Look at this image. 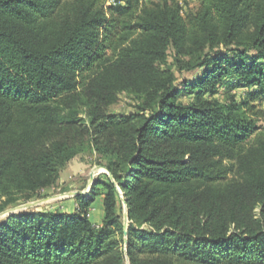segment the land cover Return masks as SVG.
Returning <instances> with one entry per match:
<instances>
[{
    "label": "trees",
    "instance_id": "obj_1",
    "mask_svg": "<svg viewBox=\"0 0 264 264\" xmlns=\"http://www.w3.org/2000/svg\"><path fill=\"white\" fill-rule=\"evenodd\" d=\"M189 1L0 0V212L87 148L116 182L1 219L0 264H264V0ZM123 92L137 112L110 113Z\"/></svg>",
    "mask_w": 264,
    "mask_h": 264
},
{
    "label": "rangeland",
    "instance_id": "obj_2",
    "mask_svg": "<svg viewBox=\"0 0 264 264\" xmlns=\"http://www.w3.org/2000/svg\"><path fill=\"white\" fill-rule=\"evenodd\" d=\"M141 1L150 3V2H158L160 0H141ZM125 3L126 0H105L106 7L114 6L117 4L124 5ZM198 6L199 3L197 0L189 1L188 4H183V15L187 16L191 11L197 9ZM261 62L264 63V59L261 60ZM174 69L179 79H181L183 75L178 71L176 67ZM201 73L202 70H198L197 72L185 73L184 76L192 77L194 76V74L195 76L196 75L198 76L201 75ZM229 80H230L229 82H232L234 84L233 88L230 91V94L235 95L237 101L239 102H241L243 99L251 100L250 94L252 92L257 91L256 86L247 87L246 85H244V83L236 82L234 78L232 79L229 78ZM225 90L226 87L221 88L220 93L224 92ZM217 96L223 97L222 94H219ZM139 103L140 101L136 99L132 94L123 92L119 95L118 101L110 107L109 112L116 115H129L137 112V106ZM252 103L256 104L257 109L261 110L264 113V95H261L259 98L253 99ZM261 115H262V119L259 121V124L263 125L264 114ZM79 118L85 120L86 119L85 113L83 112L79 116ZM99 157L100 156L93 148H87L84 152L80 153L75 159H73L63 170H61L60 178L57 185L41 190L37 195L33 196L28 200H20L17 203L10 205L6 210H9L14 207L24 206L29 203L38 202L36 205L32 207L22 208L17 212H21V211H45V212L50 211V212H62V213L74 212L78 207V201L76 197L81 194L73 195V193L79 191H86L89 194L97 179L107 180V176H109V173H111L107 167L99 163ZM92 173H94V183L92 186H90V179ZM118 190L121 197V201L118 204V209H119V214H121L124 222L125 214L127 210L129 213V209L127 203L125 202L124 194L119 186H118ZM100 191L101 192L98 195H96V198L100 196H102V198L104 197V192H105L104 189H100ZM87 195H81V196H87ZM96 198L94 202L96 201ZM94 202L92 203L88 212L91 221L92 219H94L92 216L95 207ZM73 208L75 209L71 211V209ZM103 209H104V202H103ZM6 210L0 212V220L9 215V214L3 215V213L6 212ZM104 216H105V210H104ZM102 223L100 225H102ZM126 238H127V234H126ZM126 264H131L128 257L126 258Z\"/></svg>",
    "mask_w": 264,
    "mask_h": 264
},
{
    "label": "water",
    "instance_id": "obj_3",
    "mask_svg": "<svg viewBox=\"0 0 264 264\" xmlns=\"http://www.w3.org/2000/svg\"><path fill=\"white\" fill-rule=\"evenodd\" d=\"M109 176L110 178L115 182V179H114V176L113 174L109 173ZM94 183V173L91 174V179H90V186H92ZM116 183V182H115ZM77 194H81V195H87L88 193L86 191H79V192H74L73 195H77ZM38 202L36 203H29V204H26L24 206H19V207H14V208H11L9 210H6V212L3 213L4 214H11V213H15L17 212L18 210H21L22 208H28V207H32L34 205H36ZM129 223V215H128V210L125 214V217H124V227H125V233L127 234V229H128V224Z\"/></svg>",
    "mask_w": 264,
    "mask_h": 264
},
{
    "label": "crops",
    "instance_id": "obj_4",
    "mask_svg": "<svg viewBox=\"0 0 264 264\" xmlns=\"http://www.w3.org/2000/svg\"><path fill=\"white\" fill-rule=\"evenodd\" d=\"M103 198L102 196L96 198V201L94 202V210L92 213V216L94 219H92V222L96 225H100L103 222L104 218V209H103ZM96 203V204H95ZM74 207V206H73ZM75 208L71 209L73 211ZM70 211V210H68Z\"/></svg>",
    "mask_w": 264,
    "mask_h": 264
}]
</instances>
